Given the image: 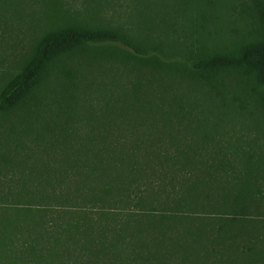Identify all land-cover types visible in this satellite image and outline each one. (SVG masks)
Wrapping results in <instances>:
<instances>
[{"label": "trees", "instance_id": "trees-1", "mask_svg": "<svg viewBox=\"0 0 264 264\" xmlns=\"http://www.w3.org/2000/svg\"><path fill=\"white\" fill-rule=\"evenodd\" d=\"M31 1L57 11L54 3L59 1L65 17L57 23L63 22L64 27L46 32L33 47L25 49L14 65V69L20 72L11 73L12 67L0 71V119L14 110L29 109V100L36 104V94L43 89L47 79L65 78V72L72 70L63 58L77 50H90L89 45H93L95 50L89 54L123 58L131 61V65L157 71L160 76L173 72L183 80H191L193 91L205 96L206 108L216 113L219 119L222 114L234 111L257 117L264 127V0H175V16H180L183 22V30L170 29L183 39L184 48L177 50L172 49V44L168 46L166 38L162 37L163 34L169 35L166 28L161 30L162 33L148 30L146 37L135 34L128 22H122L123 15H130L128 12L144 15L138 10L137 2L95 0V16L101 15L100 19L88 20L91 17H86L88 19L82 20L76 13L90 7V3L87 6L85 3L91 0H82L83 7L77 8L72 4L67 7L62 0ZM2 4L0 0V15L7 11ZM162 6L166 9L171 5L164 2L159 8ZM58 26L55 24L53 28ZM27 40L28 45L31 40ZM134 92L127 91L126 94L129 96ZM175 103V108L168 111L177 110L164 122L171 143H153V138L145 146L137 147L143 152L141 157L145 155V159L155 162L156 171L144 176L125 177L118 183L121 188L114 195L106 194L113 186L110 180L100 192L71 191L57 200L59 197L54 198L43 190L39 197H35L29 189L34 185L4 177V183H0V264H197L196 261L206 262L212 255H264V223L257 225V219L246 217L250 214L246 200L242 202L244 205L235 203L233 208L221 210V216L210 218L220 221H208L207 225L196 229L197 239L182 238L186 242L184 245L179 242L183 249L173 245V235L168 228L172 230L171 222L178 216L174 210L179 209L180 201L188 199L181 211H190L189 205L199 196H194L195 190L192 195L188 187L187 195L181 193V200H178L171 197L172 191L168 187H175L173 182L180 186L186 184L193 170L191 166L197 165V159L204 157V153L195 150L194 146L203 150L206 148L203 145L209 146L210 143H198L200 140L211 141L210 145L216 146L215 138L220 134L221 125L208 123L213 126L212 135L207 127L195 125V122L202 121L187 112L189 110L183 106L185 103L179 98ZM189 105L195 107L193 102ZM185 120L187 124H184ZM185 125L190 126L192 131L188 136L196 138L195 143L188 140V145H183L175 140L177 135L171 130H181L180 127L185 128ZM88 138L93 140L90 135ZM21 144L10 143L15 148H23ZM7 147L12 149L9 145ZM127 147L123 154L137 155L133 154L135 146ZM230 148L245 159L258 155L249 151L239 153L240 147L235 144ZM216 149L217 155L228 156V151ZM100 152L99 149L93 152L99 161ZM220 165L226 164L221 162ZM233 177H240V170ZM140 179L145 181L142 184L146 187L136 190L132 184L139 185L137 181ZM15 184L19 190H14ZM257 192L262 193L261 190ZM151 193L161 194L163 204L167 199L176 201L178 208L165 209L160 203L154 205L151 202L149 207L142 209L145 205L141 207L139 201L146 202ZM129 200H136L132 208ZM118 201L122 207L116 205ZM119 208L126 210V214ZM251 219L257 220L254 227L257 226L258 235L254 229L249 231Z\"/></svg>", "mask_w": 264, "mask_h": 264}, {"label": "rangeland", "instance_id": "rangeland-1", "mask_svg": "<svg viewBox=\"0 0 264 264\" xmlns=\"http://www.w3.org/2000/svg\"><path fill=\"white\" fill-rule=\"evenodd\" d=\"M2 1V8L7 11L0 15V71L12 67L11 73H18L20 70L14 69L15 61L22 57L27 47H33L46 32L64 27L63 22L57 21H62L65 16H62L59 1L54 3L58 11L31 0ZM62 1L67 7L70 4L76 8L83 7L82 0ZM174 1L128 0L129 3L137 2L138 10L143 11L144 15L128 12L130 15H123L122 22L125 20V23L128 22L132 26L135 34L146 37L148 30L161 32L166 28L169 35L163 34L162 37L166 38L167 45L172 44L173 50L183 49V39L179 33L170 32L172 27L183 30L182 18L175 16L176 7L173 4L177 1ZM164 2L171 6L166 9L163 6L159 8ZM89 3L90 7L87 6ZM94 4L95 0L86 2L88 8L78 11L76 13L78 18L100 19L101 15L95 16ZM55 24L59 26L53 28ZM29 38L31 41L27 45ZM150 40H153L151 35ZM89 48L90 50H77L63 58L65 64L68 63L72 70L65 72V78L47 79L43 89L36 94V104L29 100L31 104L29 109L14 110L0 119V183H4V177L21 179L22 182L34 185L33 189L28 188L35 197H39L45 190L52 197L57 196L59 197L57 200H61L60 197L71 191H103L107 185L105 182L112 180L111 192L106 194L114 195L121 188V184L118 183L125 177L144 176L156 171L155 162L145 159V155L141 157L143 152L137 147L145 146L148 144L146 142L153 138V143H171L165 132L164 122L177 110L172 113L168 111L175 108V99L179 98L186 104L183 106L189 110L187 112L202 121L195 122V125H201L204 129L207 127L214 135L213 126L208 123H221L220 134L215 138L216 146L205 140L198 142L210 143L209 146L203 145L206 147L204 150L194 146L195 150L204 153V157L199 158L200 161L189 151V154L197 159V165L191 166L193 170L186 182L187 186L173 182L175 187L172 185L168 187L172 191L171 197L178 200H181L179 198L181 193L186 194L188 187L192 195L195 190L194 196L199 197L189 205L190 211H181L188 199L180 201V207L177 209L176 201L167 199L163 204L161 194L156 196L152 193L146 202L139 201L141 207L145 205L142 209L149 207L151 202L154 205L160 203L165 209L175 206L174 209L177 210L174 212H177L178 216L172 220L174 227L172 230L168 228V232L173 235V245L179 250L183 249L179 242L182 245L186 244L182 238L197 239L198 236L194 233L196 229L207 225L208 221H220L218 218L215 220L210 218L221 216L223 213L221 210H229L235 203H244L246 200V205L250 207L248 210L250 214L246 217L257 219V225L264 223V127L258 118L228 111L219 119L216 113L213 114L206 108L205 96L193 91L191 80H183L173 72L160 76L157 71L131 65V61L123 58L89 54L95 50L93 45H89ZM133 90L134 94L130 95ZM127 91L130 92L129 96L126 94ZM191 102L195 104L194 108L190 107ZM249 110L250 108L246 112ZM184 124H187V120ZM180 129H170L177 135L176 141L183 145H188V140L190 143L196 142V138L191 139L192 136L190 138L188 136L192 131L190 126L185 125V128ZM89 135L93 137L92 141L88 138ZM96 139L98 142L94 141ZM226 140H230L231 143ZM10 143H22L23 148H15ZM232 144L240 147L239 153L249 151L258 155L253 159L237 156L230 148ZM7 145L12 149L9 150ZM132 146L136 147L133 154L137 155L122 153L126 150L125 147ZM215 147L228 151V156L217 155ZM171 148L174 150V147ZM98 149L101 150L100 161L93 153ZM221 162L226 165H220ZM232 168H235V171ZM239 170L240 177L234 178L233 174H237ZM141 180L137 181L139 185L132 184L133 187L136 186V190L146 187L142 184L145 181ZM37 183L38 186H35ZM13 188L19 190L20 187L15 184ZM133 190H130L131 195ZM257 190H261L262 193ZM135 201L127 202L132 208ZM116 205L122 207L123 204L118 201ZM93 211L96 213L98 210L95 208ZM120 211L126 214V210ZM256 221L251 219L252 227L247 226L249 231L254 229V233L258 235V228L254 227ZM259 233L262 235L260 229ZM252 240L255 241L253 237ZM195 263L264 264V255L240 254L232 257L228 254L212 255L206 262Z\"/></svg>", "mask_w": 264, "mask_h": 264}]
</instances>
